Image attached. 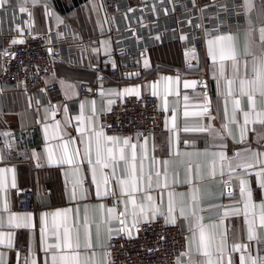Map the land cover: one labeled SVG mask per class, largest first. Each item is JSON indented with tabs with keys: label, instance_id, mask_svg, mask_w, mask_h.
<instances>
[{
	"label": "crops",
	"instance_id": "obj_1",
	"mask_svg": "<svg viewBox=\"0 0 264 264\" xmlns=\"http://www.w3.org/2000/svg\"><path fill=\"white\" fill-rule=\"evenodd\" d=\"M213 0H134L125 5L122 11L110 20L106 13L107 0H9L8 5L0 9V33L13 30L23 38L29 33L48 34L54 30H66L71 28L82 39L88 42L84 51L79 52L81 63H72L66 60L56 62V74L40 80L32 92L19 90L12 86L3 84L0 81V169H14L4 173L6 180L4 191H0V217L5 227L0 229L4 232H12V247L6 244L0 245V253H3V264H25V258L35 259L37 264H45L46 254L44 241L42 239V213H52L64 209H80L81 219L84 215L85 206L88 207L89 216L94 221H99L100 212L97 205L107 208H114L119 214L125 210L123 199L117 196L97 197L96 186L92 182L91 166L84 160L80 163V173L77 176L69 165L50 163L48 161L47 149L59 156L62 152V145L70 140L69 152L79 149L81 155L85 145L80 142L81 130H88L92 125L89 117L95 120V127H101L100 114L109 108L118 99L146 93L153 94L152 85H156L155 92L158 96L159 106L165 113L167 127L162 131L148 135L147 150L149 156H156L158 160L168 158L167 141L173 133L171 128V117L177 116V124L180 127V140L185 139L195 144V149L181 144L179 150H197L209 153L202 156L199 161L204 165L203 172L205 180L201 187L211 195L206 196L201 206L209 209L215 204L222 207L212 208L210 211L201 213L204 216L203 223H216L219 231L227 230L228 243L245 242L246 225L243 216L224 217L226 208L235 206L242 198L239 194V183L235 178L228 184L227 170L225 175H219V157H213L212 153L226 152L229 157L234 156L237 151L246 147L264 152V129L260 125H249L244 143H240V133L237 125L230 123L232 114V98H228L227 113L225 112V97L227 84L224 78L220 77V61H212L208 50V40L220 34L232 33L237 35L238 46L241 52V60L244 59L243 51L247 43L246 32L248 31L243 14L236 20L238 27L231 32L211 34V31H203L196 35L193 40H185L181 36L191 24V19L197 14L195 6ZM254 7L247 16L251 18L258 28L260 0H253ZM20 7L26 9L20 12ZM258 39V32L255 33ZM154 38V43L150 41ZM122 43L131 53V66L127 65V58H119L117 55L118 45ZM147 61V67H145ZM228 69L226 77H231V62H225ZM5 61L0 59V74ZM170 78V79H166ZM82 82H95L102 86L96 95H83L80 91ZM195 83L194 88H185L184 84ZM237 93L239 81L234 85ZM136 91H126V90ZM206 94L210 101L211 115L215 117L212 124L220 129L221 125L228 123L233 135L225 132L223 141L212 142L207 138L206 133H185L183 126L195 125L198 122L207 123L205 118L190 116L185 118L183 112L187 104L189 112L199 111ZM189 97L188 101L184 96ZM236 99H241V109L237 116L240 123H243V111L248 110L247 98H241L238 94ZM109 101H112L110 104ZM167 101V108H165ZM94 102V103H93ZM175 110V113L173 112ZM79 118V119H78ZM59 123V128H56ZM47 128V131L45 129ZM110 135V134H107ZM140 134L128 136L114 135L121 138H132L137 141ZM86 139V137H84ZM223 144L225 147H221ZM155 145V150L153 149ZM35 154V155H34ZM39 156V160L36 158ZM93 160L95 159L93 152ZM217 161L216 177L210 178L209 168L212 160ZM80 160V157H77ZM148 162H145L147 170ZM123 169L121 162L117 170L119 176ZM108 171V170H106ZM180 179L184 178V168L181 167ZM238 172L240 170H237ZM258 169H251L246 178L253 190L254 201L264 199V190L258 186V177L255 172ZM83 179V187L86 190L87 199L78 203L72 201V184L76 179ZM16 187L13 188L12 182ZM171 182V177L169 178ZM28 187L35 190L36 209L34 212H19L17 210V195ZM115 187V181L111 180L109 188ZM255 188H259L255 191ZM176 191L188 193L189 187L178 184ZM80 190L77 189L79 196ZM157 196V192L152 193ZM159 203V199L157 201ZM7 203L8 211H4V204ZM164 210L167 206V194H164ZM242 206V205H241ZM131 205H129V213ZM10 213L25 214L31 213V226L28 228H14L8 226V215ZM178 215V213H177ZM166 222L165 216H158L154 221ZM49 226L52 223L51 216L48 217ZM142 224V223H141ZM172 224V223H167ZM179 224L191 236L189 222L177 219ZM112 228H119V221H112ZM127 227L131 230L132 236L139 234V231L132 228V216L127 217ZM93 238L95 239V223L93 224ZM127 235V232L121 233ZM115 235V233H113ZM128 236V235H127ZM264 238V231L260 232ZM102 239L107 240L102 229ZM48 242H53L49 237ZM103 251V250H100ZM188 251V250H187ZM247 254V253H245ZM256 254L255 252L253 253ZM260 255L264 256V250ZM241 253H233L232 258L235 264H239ZM195 258V257H193ZM189 258L182 256V264H188Z\"/></svg>",
	"mask_w": 264,
	"mask_h": 264
},
{
	"label": "snow or ice",
	"instance_id": "obj_2",
	"mask_svg": "<svg viewBox=\"0 0 264 264\" xmlns=\"http://www.w3.org/2000/svg\"><path fill=\"white\" fill-rule=\"evenodd\" d=\"M26 2L27 0H25ZM8 3L9 0H0V9L5 8ZM243 6L248 28L245 34L247 43L243 51V60L240 58L241 52L236 34H220L208 40L211 59L214 63L217 60L220 61L219 74L221 78L226 80L227 84L225 112L227 113L228 98H232L233 107L230 123L237 125L240 133L239 142L242 144L246 140L249 130L256 131L255 127L249 129L250 124L253 126L258 124L264 129V0H260L258 5L260 10L258 21L260 26L258 28L247 16V13L253 10V0H243ZM19 10L20 12L26 11L24 7H20ZM257 32L258 39L255 36ZM17 42L16 40L12 41V43ZM225 62H231V77L225 76L228 69ZM145 67H147V61H145ZM237 80L239 81L238 93L234 88ZM184 87L194 88L196 85L194 82H186ZM152 88L153 95H156V85H152ZM237 94L241 98H247L248 110L243 111V123H240L237 116L238 110L241 109V99L234 98ZM203 95L204 99L199 106V111L189 112L186 104L183 116L185 118L190 116L205 118L208 122H198L191 126L186 123L182 131L185 133H206L207 138L212 142L223 141L225 132L228 135H233L232 129L228 123L222 124L220 129L214 127L211 121L215 117L211 115L210 101L206 94ZM188 99L189 97L185 95L184 100L188 101ZM109 103L111 104L112 101H109ZM165 108H167V101H165ZM173 112L175 113V110ZM89 122L92 127L88 130L78 129V131H81L80 142L85 145L82 155L79 149L69 152L68 145L71 141L68 140L60 145L63 150L59 156H56L51 148L47 149L48 161L69 165L73 168L74 173L79 176L80 163L86 160L88 165L91 166L92 182L96 186V196L101 199L110 195L117 196L118 189L119 195L117 198L123 199L125 210L117 214L114 208H107L105 216V206L99 204L96 206L100 212L98 222L89 216L87 206L84 208L82 219L79 208L42 213L40 219L43 225L41 233L46 254L45 264H113L110 253L107 251L112 245L102 239V229L108 241L113 238V233L119 235L127 232L128 237L132 238L131 230L127 227L129 214L132 216V228L137 231H139L141 223H151L158 216H165L166 223L172 224H175L177 219L187 220L191 236L187 240L188 251L182 253V255L189 258L188 264H235L232 254L237 252L241 253L239 264H264V256L259 254L261 250H264V238L260 236V232L264 231V199L258 203L255 202L249 180L242 178L249 173V170L258 169L255 172L258 177V186L261 190H264V152L246 147L241 151H237L232 157L227 156L224 151L211 154L213 157H219V175L221 177L225 175V170H227L228 181H225V184H228L234 178L238 180L239 194L242 198L237 201L235 206L226 208L223 215L224 217L229 215L243 216L246 225L247 243L234 242L229 245L227 230L219 231L216 223L202 222L204 216L201 213L210 211L212 208L222 207L212 204L209 209H205L201 206L206 196L211 194L201 187L205 175L203 172L204 165L199 161V158L207 156L209 153L206 150L204 152L197 150L181 152L179 150L181 144L193 149H195V144L187 139L180 140L178 133L181 129L177 124L175 114L171 117L172 126L169 129L173 135L169 136L167 141L168 158L162 161L154 155L149 156L147 136L140 134L137 137V141L142 139L143 143L132 142L130 137L121 138L107 135L102 126L97 129L93 117H89ZM165 126H168L167 121ZM56 128H59V123H57ZM45 131H47V128ZM0 135L9 134L3 133ZM260 139L264 140V136H261ZM221 147L225 146L221 144ZM153 149L155 150V145H153ZM93 152L94 160L92 158ZM77 157H80L79 161ZM36 158L39 160V156H36ZM146 161L148 162L147 170L145 168ZM121 162L123 169L118 176L117 170ZM181 167L184 168V178L182 180L179 171ZM9 171L14 172V169H0V191H4L6 184L3 174ZM216 173L217 161L213 159L208 175L214 179ZM111 180L115 181V187L110 189ZM83 183V179L80 178L73 182L72 201L78 203L80 200L87 199ZM178 184L187 185L189 187L188 193L177 192L176 187ZM11 186L16 187L14 180ZM77 189L80 190L79 196ZM153 192H157V196H153ZM165 193L167 194L166 211L163 206ZM158 199L159 203L157 202ZM129 205H131L130 213ZM4 211H8L7 203L4 204ZM49 216L52 218L50 226L48 223ZM31 220V213H10L7 223L9 227L28 228L31 226ZM114 220L119 221L121 227L112 228L111 223ZM94 223L95 239L92 230ZM4 227L3 219L0 217V229ZM49 237L52 238L53 242H48ZM4 244L8 248L12 247V232L0 231V245ZM2 257L3 253H0V264H3ZM25 264H37V261L25 258ZM177 264H182V262L178 260Z\"/></svg>",
	"mask_w": 264,
	"mask_h": 264
},
{
	"label": "built area",
	"instance_id": "obj_3",
	"mask_svg": "<svg viewBox=\"0 0 264 264\" xmlns=\"http://www.w3.org/2000/svg\"><path fill=\"white\" fill-rule=\"evenodd\" d=\"M106 13L110 20L117 16L125 5L134 0H107ZM243 0H213L197 4V14L180 37L193 40L203 31L211 34L231 32L237 29L236 20L243 14ZM13 40L18 41L12 43ZM22 41V42H19ZM154 43V38H150ZM88 42L71 28L54 30L48 34L29 33L23 38L8 30L0 33V59L5 61L0 74L3 84L19 90L32 92L40 80L56 74V62L66 60L72 63L84 62L79 56ZM7 53V54H6ZM120 43L117 48L119 58H127L131 66L130 54ZM85 63V62H84ZM102 86L95 82H82L83 95H96ZM165 111L160 108L157 95L146 93L130 95L115 101L100 114L101 126L106 134L128 136L148 135L165 129ZM259 188H255L257 191ZM19 212H34L36 209L35 190L32 187L21 190L17 195ZM188 235L179 224H167L162 220L139 225V234L129 238L125 234L113 235L112 245L107 251L113 264H177L182 253L187 252Z\"/></svg>",
	"mask_w": 264,
	"mask_h": 264
}]
</instances>
